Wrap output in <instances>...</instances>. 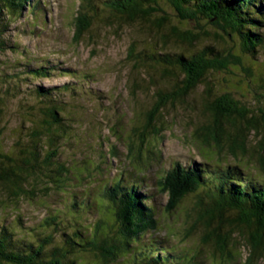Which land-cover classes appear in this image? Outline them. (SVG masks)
I'll list each match as a JSON object with an SVG mask.
<instances>
[{
    "label": "trees",
    "instance_id": "1",
    "mask_svg": "<svg viewBox=\"0 0 264 264\" xmlns=\"http://www.w3.org/2000/svg\"><path fill=\"white\" fill-rule=\"evenodd\" d=\"M39 1L0 0V57L5 52H19V43L11 40L10 33L20 29L10 25L21 24L25 10L34 14L39 6H45ZM75 1L74 13L69 16L75 41L90 35L95 27H104L114 35L124 28L131 31L124 61L134 70H143L139 75L145 81L132 79L130 86L133 95L139 91L144 98L141 112H134L141 119L126 143L132 156L142 161L134 150L140 154L139 147L152 136L163 140L167 115L174 106L190 105L189 97L199 94L202 119L184 124L189 130L187 137L208 149L201 155L206 160L186 167L188 171L175 163L168 173L171 179L174 175V182L168 185L176 201L200 191L190 213L192 226L185 227L184 238H192L190 234L201 228L197 252L207 248L211 260L228 264L243 257L239 251L245 246L243 264H260L264 261V176L238 162L264 173V0ZM164 6L167 11L162 10ZM170 10L183 19L182 26L191 21L197 27L214 26L216 41L186 36L168 20ZM178 33L183 34L182 39ZM201 39L206 43H200ZM17 62L6 68L9 73L0 71V135L16 129L20 136L14 145L19 159L6 157L8 163L0 165V204L14 205L17 199L29 197L39 180L44 181L42 190L64 197L57 200L59 207L38 223L28 221L24 226L20 216L13 228L6 226V220L0 222V264H203L185 251L175 257L168 255L172 249L165 251L168 239L157 234L155 210L134 186H119V191L107 188L97 195L90 194L86 186L83 191L78 186L68 191L70 167L55 158V149L75 141L69 130L74 122L78 124V114L72 109H82L76 100L78 91L85 90L97 103L101 96L75 81L39 87L42 83L36 77H54L50 70L42 66L18 70ZM64 72L72 76L71 71ZM93 76L84 73L87 81ZM134 102L137 106V99ZM7 103L21 117L12 127L6 121ZM224 157L238 162L220 163ZM38 169H43L39 173L43 178L33 175ZM158 180L168 181L164 177ZM92 215L97 216L94 227L86 223Z\"/></svg>",
    "mask_w": 264,
    "mask_h": 264
},
{
    "label": "rangeland",
    "instance_id": "2",
    "mask_svg": "<svg viewBox=\"0 0 264 264\" xmlns=\"http://www.w3.org/2000/svg\"><path fill=\"white\" fill-rule=\"evenodd\" d=\"M38 2L40 1L38 0ZM43 2L46 6L45 9L43 6H39L37 9L33 8V10L36 9L34 14H28L25 10L26 17L21 19V24L16 22L14 25H10L20 29V32L17 30L10 33L11 40L13 39L15 44L16 42L19 43L17 48L19 52L17 50L18 53H2L0 71L5 70L6 73L9 64L16 61L19 62H17L15 69L36 70L35 66H42L41 62L46 59L53 63V67L58 65L56 70L71 71L72 76L65 75L60 79L49 78L45 75L36 77L44 86L63 85L65 82L73 80L76 85L83 88L88 85L85 89H93L101 96L100 102L97 103L96 100L89 97L88 93L84 92L85 90L78 91L80 93L76 100L82 109H72L78 114L76 118L78 124L74 122L75 124L73 123L69 130V137H73L75 141L70 142L72 143L71 146L60 144L55 149V158L64 162L67 167L69 164L70 167L71 174H69L68 179L70 188L68 191L72 186H78V190L83 191L85 189L83 186H86L90 194L97 195L100 190L108 185V181L123 171L133 169L139 174H149L154 179L150 181L152 192L150 191L149 195L145 189H142L140 193L145 195L147 202L153 209L158 208V211L155 212V219L157 228L160 229V236L168 239V247H165L167 249H171V246L176 249L179 248L181 252L185 251L188 257L196 255L197 259L203 261V264H220L218 260H211L212 257L207 248H203V253L197 252V240L200 237L201 228L196 229L194 234L193 232L190 234L192 238H184L185 227L192 226L190 213L192 214L196 208L195 193L182 195L178 202L172 197V186L168 185L170 180L168 179L167 184H164L165 181L163 180H157L161 177L165 178L164 174L168 175L176 162H184L185 166L188 167L196 163H204L206 160L201 155L208 149L205 146L195 144L193 140L187 137L186 134L189 133V130L188 126L184 124L188 120L196 123L202 119L200 110L202 103L199 94L196 92L189 97L190 105L184 103V105L177 104L174 106V109L167 115L168 123L164 125L166 131L163 133V140L156 136L147 138L148 141L146 140L143 146L139 147L140 154H138L137 149L134 150L135 154L142 157V161L136 159L129 152L126 143L131 131L141 119L134 112L141 109L144 98L142 92L135 91L136 88L134 89L135 95H133L130 86L132 79H137L140 83L145 81L139 75L143 70H134L128 62L125 63L124 61L126 47L131 39V31L124 30V28L117 35H114L113 31H105L104 27L94 28L95 25H93L94 32L91 30L90 35L87 34L82 37V40L75 41L73 22L69 16L74 13L76 1L41 0V4ZM28 8L31 9L30 5ZM43 9L44 12H42ZM162 10L167 11L168 8L164 6ZM175 15L173 10L166 13V16L173 18ZM33 23H37L38 26L35 27ZM204 41L205 39L200 40V43ZM208 41L214 40L208 38ZM26 65H28L27 68H25ZM86 72L94 74L92 81L84 79ZM262 72H264V67ZM24 76L27 77L28 75L25 74ZM39 85V87L44 88L43 85ZM81 98L85 101L82 102ZM134 98L137 99L138 107ZM9 103L5 106L7 109L6 121L7 125L12 127L21 121V117L17 115L15 107H11ZM75 106L76 104H74ZM78 117L81 119L78 120ZM32 120L35 119L32 118ZM173 124L176 125L173 127ZM16 137H20L16 129L5 130L0 135V165L8 163L6 157L15 159L18 156V147L16 146V148L14 145L20 140L16 142ZM131 138H135V142L137 141V137ZM137 144L139 143L137 142ZM22 145L21 143L20 146ZM113 154L116 156H112ZM55 158L51 159L52 162L49 164H53ZM227 162L234 164L238 161L227 157L220 160V163ZM238 163L243 168L251 169L250 171L256 175L264 176V173L256 171L253 166H245L241 161ZM42 170H36L33 175L43 178L39 175ZM77 178L80 180L77 181ZM30 179L32 178L27 179V181L30 182ZM122 179H125V175ZM136 181L148 182V180L140 179ZM43 182V180L37 181L35 184L36 191L34 193L29 191L28 194H32L29 197L25 195L21 200L17 199L16 204L6 202L0 204V222L6 220V226L13 228L17 216L22 218V223L25 226L28 221L38 223L52 214L53 210L59 207L57 200L63 199L64 196L42 190ZM135 188L138 189V187ZM24 189H28V185H24ZM80 193L84 195L85 191ZM153 195L157 196L154 197ZM169 203H173L175 206L169 208ZM62 211L64 212V210ZM96 219L97 216L92 215V217L87 218L86 223L93 226ZM40 235L44 236L45 231L42 230ZM239 253H242L243 257L234 258L228 264H243L247 255L246 247H242ZM87 255L85 254L82 258ZM81 264L86 263L83 261ZM260 264H264V261Z\"/></svg>",
    "mask_w": 264,
    "mask_h": 264
},
{
    "label": "water",
    "instance_id": "3",
    "mask_svg": "<svg viewBox=\"0 0 264 264\" xmlns=\"http://www.w3.org/2000/svg\"><path fill=\"white\" fill-rule=\"evenodd\" d=\"M186 17H188V15H186ZM168 20L173 22V24H175V26L178 27V29H182L181 31H183L186 34V36H188V37H191L194 39L210 38L211 40L216 41V37L212 35V33H214V30H217L214 26H211V27L208 26L205 28L197 27L196 24L192 21L190 23H188L189 26H182V24L184 25V21H183V19H179L177 14L175 15L174 18L172 16H169ZM211 22H215V21H211ZM191 26H192V28H191ZM191 30H193V31H191ZM204 31L205 32L207 31V32L204 33ZM208 32H211V35ZM178 36H179V38H181V36H183V34L178 33ZM204 43H206V42H204Z\"/></svg>",
    "mask_w": 264,
    "mask_h": 264
},
{
    "label": "bare ground",
    "instance_id": "4",
    "mask_svg": "<svg viewBox=\"0 0 264 264\" xmlns=\"http://www.w3.org/2000/svg\"><path fill=\"white\" fill-rule=\"evenodd\" d=\"M198 164V163H197ZM183 170V169H182Z\"/></svg>",
    "mask_w": 264,
    "mask_h": 264
}]
</instances>
